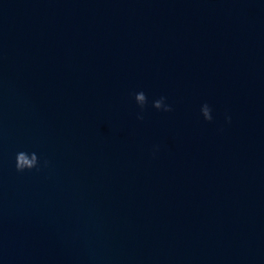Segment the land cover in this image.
<instances>
[{
	"label": "water",
	"instance_id": "95a60500",
	"mask_svg": "<svg viewBox=\"0 0 264 264\" xmlns=\"http://www.w3.org/2000/svg\"><path fill=\"white\" fill-rule=\"evenodd\" d=\"M0 264H264V0H0Z\"/></svg>",
	"mask_w": 264,
	"mask_h": 264
},
{
	"label": "clouds",
	"instance_id": "9594fccd",
	"mask_svg": "<svg viewBox=\"0 0 264 264\" xmlns=\"http://www.w3.org/2000/svg\"><path fill=\"white\" fill-rule=\"evenodd\" d=\"M15 166L18 172H22V169L25 167L22 156H17V162ZM28 167L31 168V165H28Z\"/></svg>",
	"mask_w": 264,
	"mask_h": 264
}]
</instances>
